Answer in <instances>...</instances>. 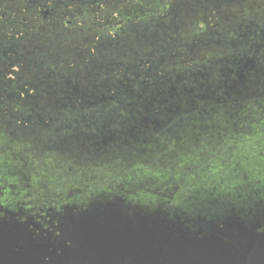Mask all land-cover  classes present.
Wrapping results in <instances>:
<instances>
[{"label": "rangeland", "instance_id": "374dc122", "mask_svg": "<svg viewBox=\"0 0 264 264\" xmlns=\"http://www.w3.org/2000/svg\"><path fill=\"white\" fill-rule=\"evenodd\" d=\"M160 2L141 0L119 13L96 7L57 13L67 19L88 15L96 30L105 31L117 22L155 18ZM262 7L264 0H252L224 9L222 17L247 12L264 31ZM20 8L9 2L4 10L19 17ZM58 25L40 22L38 31ZM247 41L234 54H251L257 45ZM33 46L25 43L27 54ZM212 52L227 56L206 50L186 61L207 64ZM234 70L203 74L201 84L192 77V91L139 97L140 106L130 105L120 125H96L90 136L82 129L59 137L20 132L0 120V253L41 245L62 259L71 224L98 229L112 219L127 224L147 215L181 218L190 229L226 217L242 235L264 233V88L257 96L230 98L226 80L228 74L237 78ZM249 70L253 79L264 73V64Z\"/></svg>", "mask_w": 264, "mask_h": 264}, {"label": "trees", "instance_id": "16d2710c", "mask_svg": "<svg viewBox=\"0 0 264 264\" xmlns=\"http://www.w3.org/2000/svg\"><path fill=\"white\" fill-rule=\"evenodd\" d=\"M138 1L51 0L50 4L56 3L62 12L96 7L119 13ZM251 1L161 0L163 9L155 18L133 25L117 22L113 30L105 31L96 30L88 15L67 19L51 12L45 18L37 9L32 22L29 13L23 14L18 41H3L9 57L0 65V120L12 130L45 136L81 129L88 134L96 132V125H120L130 105L140 106L139 97L150 100L155 92L172 88L177 93L192 91V77L200 83L203 74L228 66L264 64V31L252 15L237 12L222 17L224 9ZM53 20L58 21L57 30L38 31L40 22ZM184 29L192 33L182 38L178 33ZM247 40L257 45L251 54H234ZM30 41L34 46L27 54L25 43ZM206 50H224L227 56L212 52L201 66L186 61Z\"/></svg>", "mask_w": 264, "mask_h": 264}, {"label": "water", "instance_id": "95a60500", "mask_svg": "<svg viewBox=\"0 0 264 264\" xmlns=\"http://www.w3.org/2000/svg\"><path fill=\"white\" fill-rule=\"evenodd\" d=\"M236 77L227 75L230 98L257 96L264 88V73L251 79L245 66ZM218 223L223 228H217ZM71 225V245L62 249V259L55 249L28 245L19 252L3 250L0 264H264V233L242 235L239 225L226 217L193 223L192 229L181 218L164 215H147L127 224L112 219L98 229L83 222Z\"/></svg>", "mask_w": 264, "mask_h": 264}, {"label": "flooded vegetation", "instance_id": "af4514ba", "mask_svg": "<svg viewBox=\"0 0 264 264\" xmlns=\"http://www.w3.org/2000/svg\"><path fill=\"white\" fill-rule=\"evenodd\" d=\"M50 1L51 0H0V65L4 64L6 58L8 60L9 57L6 53L9 49L5 50L3 41L7 40L9 42L12 40L15 43L16 41H18L16 36L18 34V24L20 23V18H23L22 15L29 13L33 22L37 14V9L45 18L48 15H51V12L57 13V4L52 3L51 5ZM9 2L15 4V7H17L18 9H21L20 7L23 3L25 8L24 12L19 17L18 15L13 16L11 14H6L4 9L6 6H8ZM35 25L36 24L34 23L33 27L30 28L33 32L36 28ZM245 66L248 68L252 66L256 67V64L254 62L247 63L246 65H242L237 69L235 68L234 72L237 73L239 69Z\"/></svg>", "mask_w": 264, "mask_h": 264}]
</instances>
